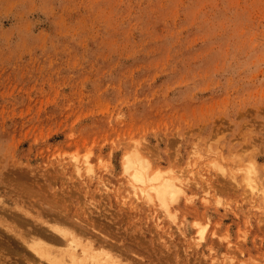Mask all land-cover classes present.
<instances>
[{
  "label": "rangeland",
  "instance_id": "rangeland-1",
  "mask_svg": "<svg viewBox=\"0 0 264 264\" xmlns=\"http://www.w3.org/2000/svg\"><path fill=\"white\" fill-rule=\"evenodd\" d=\"M52 225L90 264H264V0H0V264Z\"/></svg>",
  "mask_w": 264,
  "mask_h": 264
},
{
  "label": "bare ground",
  "instance_id": "bare-ground-1",
  "mask_svg": "<svg viewBox=\"0 0 264 264\" xmlns=\"http://www.w3.org/2000/svg\"><path fill=\"white\" fill-rule=\"evenodd\" d=\"M126 171L132 170L133 181L138 184H146L147 183V170L148 166H143L140 161L136 158L132 160V158L126 159L125 162ZM159 177L149 178V180H158ZM247 182L251 185L250 176L247 177ZM182 185V184H181ZM155 192L154 198L158 201L162 208L166 211L169 209L170 205L177 200L178 195L181 190L176 187V185L169 181H163L160 184L153 187ZM183 191V190H182ZM179 193V194H178ZM7 228V227H6ZM10 230V229H9ZM51 230L54 234L48 238L49 240L63 243L65 240V247L61 251H53L52 244L43 240L32 239V241L22 238L24 243L28 245L29 250L39 259L45 262H49L50 264H76L77 262L81 264H85L88 262L89 264L101 257L103 254H108L109 252L102 251V249H98L94 245V241H81L78 239V236L75 235L68 229L59 227L57 225H52ZM31 233V232H30ZM35 233V232H34ZM30 236V235H29ZM32 238V237H31ZM30 238V239H31ZM27 247V248H28ZM82 250V251H80ZM59 254H63L61 257H58ZM81 256H85L82 258ZM61 259V260H60ZM71 260V263L68 262ZM117 264V263H115Z\"/></svg>",
  "mask_w": 264,
  "mask_h": 264
}]
</instances>
